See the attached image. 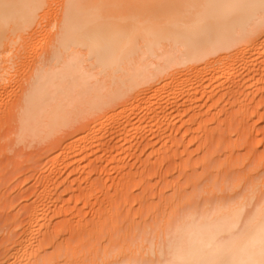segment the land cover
I'll return each instance as SVG.
<instances>
[{"label": "bare ground", "instance_id": "obj_1", "mask_svg": "<svg viewBox=\"0 0 264 264\" xmlns=\"http://www.w3.org/2000/svg\"><path fill=\"white\" fill-rule=\"evenodd\" d=\"M9 88L17 94L0 104V120L18 108L22 141H43L83 121L70 142L64 134L62 152L52 159L56 168H81L88 148L110 130L126 141L140 107L150 113L147 129L156 126L160 138H170L155 149L159 156L149 151L157 165L176 156L208 116L223 114L242 129L261 115L264 0H0V98ZM183 130L179 140L174 133ZM185 151L184 176L168 180L172 195L161 188L156 197L149 187L137 202L140 214L109 205L92 223L79 220L71 240L59 236L65 225L49 219L45 195L58 185L50 191L43 179L41 199L14 215L12 226L21 231L11 227L3 239L0 264H264V166L251 162L257 164L245 165L241 179L228 184L229 172L213 156L200 161ZM137 175L122 177L124 184ZM142 176L135 181L142 184Z\"/></svg>", "mask_w": 264, "mask_h": 264}, {"label": "rangeland", "instance_id": "obj_2", "mask_svg": "<svg viewBox=\"0 0 264 264\" xmlns=\"http://www.w3.org/2000/svg\"><path fill=\"white\" fill-rule=\"evenodd\" d=\"M9 91L11 94L10 95L8 92L10 97L8 96L7 91L2 93L3 96L1 95V98L3 99L0 98V104L2 103L1 105H3V103L4 104L7 103L9 100L12 101L15 99L17 93L13 92L15 93V97L11 99L14 96V94L11 92L12 91L11 89ZM5 94H7L8 97H6ZM6 106L7 105H5V107ZM221 107H223V104ZM140 108L141 109H139L140 111H138V115H137L139 118H137V116L134 117L133 118L134 120L131 119V123L135 121V118L136 121L133 123H136L139 119H141L140 123L139 121L137 122V124H141L138 125V127L141 126L144 128V126H146L145 129L140 128L141 131H139V129L135 130L137 124H134L136 126L132 125L133 123L129 124L128 131H130L129 132L130 136L128 135L126 141H124L123 138L118 137V134H113L111 130L106 132V134L104 135L105 138L100 142L101 145L97 143L98 145L96 144L92 148H88L90 149V151L93 149L91 151L92 154L90 151L87 150V152H89L88 154L91 155L86 154L84 156L89 159L83 157L84 159H81V162L78 163L77 161L79 160L76 161L78 164L81 163L84 164V165L81 164L82 165L81 168L78 167V165L77 166L75 165L76 167L73 166L72 169L71 168L72 165L69 164L71 165L69 167L72 169V171H70L71 170L70 168L66 169V167L68 166L67 163H64L67 166L66 165L64 166V164H60L59 167L56 168V166L53 165L52 159L62 152V146L64 145L66 140L63 138L64 134L70 133V135L67 138L68 142H70L72 139H74L76 132L80 128V124L83 121L81 123L77 122L78 125L75 123L74 126L68 128L65 132L62 131L60 133H57L43 141L32 140L31 138L30 140H28L27 138V140L24 139L25 141L24 140L22 141V139L20 140L19 134L17 133L19 129L18 128L19 121H17L18 114L16 113L18 111V108L17 110L13 109L14 113H12L13 112L12 108L10 113L9 110L10 108H9L8 111L12 116L9 117L8 116L9 113L6 112V114L7 113L8 114L7 115L5 114V117L8 118L7 119L5 118V120L3 121L0 120V244H3L5 242L3 239L6 238L5 240H8V238L10 237L9 236L10 233L13 232L11 230V227L12 228L15 227L12 226L13 225L12 221L14 220L13 218L15 217L14 215L18 214L19 212L25 213L27 211V207L30 204H32L34 201H37V198L38 200L41 199V197H39L40 196L39 193L42 189V185L45 183H46L45 184L46 187L49 186L48 187L49 190H50V186L55 185L56 187V185H58L55 189L51 187L53 190V191L50 190L51 193L53 192L52 195H50L51 193L49 190L48 191L50 194L45 195V196L49 195L48 196L49 198H51V196L53 197L55 196L56 198H59V200L58 199L56 200V198L54 197L56 202L53 201L54 200L53 197H52L53 202H49L50 199L47 200L48 197L47 199H45L48 202L47 203L48 206L51 208L50 209L51 211L50 210L47 211H49L48 213L52 217L51 218L48 217V218L52 220L51 221L52 225L54 223L58 226L65 225L64 231L63 228H61L62 230L60 229V227L62 226L59 227L60 229L58 230L59 236L64 239L71 240L74 239L75 237L73 233V227L78 224L77 222L79 220L92 223L99 217L101 213L105 212V208H107L109 205L115 204L120 210V212H124V213L128 209H130V207H132V213L140 214L141 209H139V205L137 202H139V199H141L142 196L145 195L146 190L149 187L152 188L151 190L156 197H158L159 189L161 188L163 190H166L165 191L166 193L168 192L167 193L168 195L166 197H168L170 194L172 195V189L171 187L169 188L168 186L169 185L168 180H172V179L178 180V178L184 176L185 173L183 166L180 164L181 162L180 158L181 156H184V158L188 157V155H186V151H185L186 149H188L187 152H189L191 156L196 160L198 159L202 161V158L206 155V153L207 154L209 153L208 156L211 157L213 156L212 158H214L215 161L214 163H216L217 165L218 164L221 165L222 167L226 168L225 171H227V173L229 172L228 174H225L223 176V177L228 176V179H226L228 181V184L229 182L231 184L233 180L235 182L237 181V179H241L240 177L243 176L244 174L243 172L249 170V169L245 170V165L246 167L247 166L250 167L251 165H248L249 163L260 161L259 166L260 165L264 166L263 164L264 163V118H263L264 107L260 111L261 115L263 116L261 117L260 113L258 114L260 115L259 116L260 118L257 115L253 116L252 117L253 119L252 118L250 119V125L248 124L246 125L247 127L244 126L242 129L239 123L238 125L234 123L233 126H230L223 118L224 116L223 114L220 116L218 120L216 119L211 120L210 119L211 116L208 117L206 116L207 118L206 117L205 118L207 119V124L205 126L203 125L199 129L197 125L194 126L193 130H195L194 132L196 133L187 135L185 141L186 146L180 144V147L176 151L177 153L176 156L174 157L164 156L163 158L164 160L162 159L163 162L161 160L162 163L157 162V165L154 164V162H152L153 160L154 161L156 160L155 157L159 156L155 149L156 148L159 149L165 143L170 144L169 143L170 138L168 137L169 141H167L168 135L164 136L167 141L164 142L165 138L161 137L162 138L161 139L159 137L160 135L158 136L159 132L157 131H159V128L157 129L156 126L155 127L152 126V128L154 129L156 128L154 131L152 130L151 127H149L148 130L147 129L148 128L147 126H149L148 123L151 122V120L148 118L150 116V113L147 112L144 107H140ZM224 117L226 118V116ZM2 118L4 119V117H1V119ZM4 122L7 123L4 124ZM144 122H146L147 125L146 124L143 125ZM251 123L253 124L252 126L254 127L251 126ZM207 126H209L210 128ZM132 128L136 131L137 134L135 133L134 130H131ZM251 129L252 130L255 129V132L253 130V134L251 132L252 131ZM184 132L185 130H183L180 133H174V135L175 136L178 135L177 138L180 140L182 137L181 134H184ZM209 132L212 133V136L207 135V133ZM102 133L105 132L103 131ZM199 134L200 137L197 138ZM152 135L155 137V139ZM139 138H141L142 140ZM207 138H209V140ZM250 138L252 139L254 138V139L252 140ZM206 140L208 141L206 142ZM124 142L126 143L124 144ZM127 142L129 144H127ZM118 145H122V147ZM123 145H126L125 146L126 148L123 147ZM140 145H142L143 147L145 146V148H143ZM150 146L152 148H150ZM98 147L100 150L98 149ZM148 148L150 149L148 150ZM154 150L155 153L154 152L153 153L155 157L153 158L151 157L153 155L151 152ZM229 150L233 151L234 153V155L232 153L233 155L232 158L230 156L231 152ZM149 151L151 152L149 153ZM142 160L144 161L143 163L146 162L145 163L146 165L144 164L145 166L143 165ZM146 160H148L149 165ZM230 160L233 161L232 162L233 164H237V166H235L236 168L232 167L234 170L230 169L229 171L227 167L229 166V164H232L230 163ZM151 162L154 164L153 169H151L152 168ZM140 164L143 166H141ZM251 164H252L251 167H254V164L257 163H251ZM61 166L65 167V169H62L63 171L61 170ZM147 167L148 168L150 167L149 170ZM201 167L200 169H198L199 171H203V167L202 168ZM257 167L258 165L254 169L257 172L262 169L261 166H260L261 169L260 168L257 169ZM76 168H79V170L81 169V171H79L78 169L75 170ZM144 168L147 169L146 172H144V175L142 176L143 172L141 171H145ZM52 170L59 172L62 171V174L60 172L59 175L58 172H54ZM73 170L75 171L73 172ZM68 171L73 173H70ZM124 172H127V174L128 173L129 174L126 176ZM133 172L137 173L138 174L137 176H139V178L140 176H142L146 179L145 180L143 178L142 184L144 180L146 183L144 182V184L142 185L140 182L139 183L136 182L135 180L139 179L136 176L137 179L133 177L134 180L132 181L130 180L131 182L128 185L124 184L129 182V180L127 181L125 179L126 182H123V179L126 177L128 179L130 173L132 175ZM189 172L192 173L190 170ZM55 173L58 174V176H60L59 179L58 176L55 175ZM86 174L87 175L89 174L90 176L88 175L89 177H87ZM122 174H124V176L126 177H124ZM48 176L49 178L50 176H54L55 178H57L58 180L56 179V184L55 183L53 184L50 181V180L54 181L55 178L52 177L51 179H49ZM61 177H64V179ZM46 178L50 182L47 181L48 182L47 183ZM43 179H45L44 180L45 183ZM65 181L67 183H65ZM81 185L82 187H80ZM91 186L92 189L90 188ZM127 186H129L130 188ZM37 189L39 190V193L37 192L38 191ZM148 191L149 190H147V192ZM45 196L43 198H45ZM46 201H44V203H46ZM49 203L52 204V207L49 205ZM56 204L58 205L57 208H55L56 211L52 212V210H55L53 208L56 207ZM48 206L45 205L46 209L47 208L49 209ZM8 224L11 226H9ZM20 229H21L20 227H16L14 229V232L17 231L16 233H18L21 231ZM14 234L15 233H13L11 237ZM57 242L58 240L54 239V244L52 242L47 244L46 248L49 254H51L55 250L54 246L57 245Z\"/></svg>", "mask_w": 264, "mask_h": 264}]
</instances>
